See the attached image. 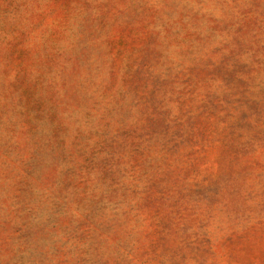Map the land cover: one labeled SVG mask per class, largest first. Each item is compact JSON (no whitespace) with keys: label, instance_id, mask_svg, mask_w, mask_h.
I'll return each mask as SVG.
<instances>
[{"label":"rangeland","instance_id":"374dc122","mask_svg":"<svg viewBox=\"0 0 264 264\" xmlns=\"http://www.w3.org/2000/svg\"><path fill=\"white\" fill-rule=\"evenodd\" d=\"M0 264H264V0H0Z\"/></svg>","mask_w":264,"mask_h":264}]
</instances>
